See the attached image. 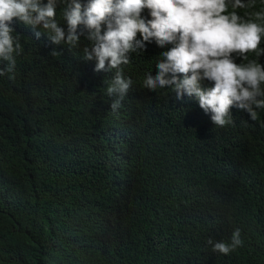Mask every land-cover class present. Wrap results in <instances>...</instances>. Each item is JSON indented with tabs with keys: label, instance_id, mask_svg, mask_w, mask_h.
<instances>
[{
	"label": "trees",
	"instance_id": "trees-1",
	"mask_svg": "<svg viewBox=\"0 0 264 264\" xmlns=\"http://www.w3.org/2000/svg\"><path fill=\"white\" fill-rule=\"evenodd\" d=\"M245 2V20L264 12ZM14 27L15 78L0 76V264H264V108L253 120L232 107L218 127L194 96L143 87L173 46L153 40L121 66L133 85L113 113V72L82 60L84 35L53 56L46 36ZM236 228L242 245L212 251Z\"/></svg>",
	"mask_w": 264,
	"mask_h": 264
},
{
	"label": "clouds",
	"instance_id": "clouds-1",
	"mask_svg": "<svg viewBox=\"0 0 264 264\" xmlns=\"http://www.w3.org/2000/svg\"><path fill=\"white\" fill-rule=\"evenodd\" d=\"M59 4L64 5L66 29L55 18ZM249 6L245 0H0V60L7 62L0 76L15 78L16 56L22 50L17 23L30 27L37 41L46 36L53 56L62 52L57 46L76 48L84 35L91 46L83 47L82 60L95 59V72H113L110 82L105 81V94L116 113L133 85L121 66L154 40L159 47L173 46L160 53L156 74L146 73L143 87L170 88L177 98L194 96L218 127L233 123L232 107L255 120V109L264 108V63L257 59L264 55V23L256 22L264 20V12L245 20L235 11ZM145 8L151 19L141 15ZM41 24L43 32L36 29ZM247 53L256 59L253 55L249 60ZM206 82L212 86L204 87ZM207 243L212 251L228 254L242 245L240 229L230 241Z\"/></svg>",
	"mask_w": 264,
	"mask_h": 264
}]
</instances>
